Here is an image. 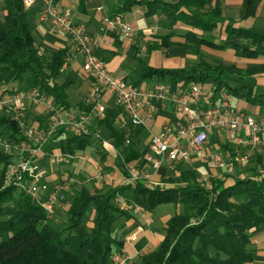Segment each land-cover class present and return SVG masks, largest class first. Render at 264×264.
<instances>
[{"label":"crops","instance_id":"1","mask_svg":"<svg viewBox=\"0 0 264 264\" xmlns=\"http://www.w3.org/2000/svg\"><path fill=\"white\" fill-rule=\"evenodd\" d=\"M161 1L175 4L179 0ZM119 4V0H62L55 2L54 6L59 12L69 11L76 22L85 25L88 34L94 39V55L103 62L106 70L112 76L124 77L127 82L144 92H152L156 84L164 88V94H166L164 98L151 97L143 101L144 109L140 111L142 125L133 126L122 114H119L113 123L114 130L122 133L126 143L131 142L140 154L139 160L129 164V170L138 169L141 175L140 180L152 188L173 187L174 185L169 183V180L178 178L181 172L186 171L194 172L197 182L203 175L208 176L210 182L225 180L227 176L224 172L214 167L210 161L203 160L200 153L194 155L189 164L175 166H172L169 159L164 156L161 159V167L157 171L152 170L145 163L144 157L150 153L148 144L153 135L159 134L165 125H170L176 130L184 125V115L176 111L173 101L182 94H187L191 84L173 80L168 76L164 78L157 76L145 78L144 76L147 68L190 69L196 68L200 61L206 62L211 67L233 66L241 72L261 67L264 65V56L250 57L243 53L244 50H253L250 41L244 39L226 41L225 29L229 26L264 36V0H255L251 4L247 0H211V4L203 10L182 9L185 14L189 15L190 13L210 12L216 7L219 12L215 18L216 26L210 33L195 29L181 21L170 29L161 12L147 17L145 16L146 8L142 6L133 7L128 12H120ZM39 8L40 2H36L26 12L32 37L40 54L47 60L52 53L58 50L66 48L68 51L66 60L60 69V75L55 79V84L64 86V90L60 94L68 104V108H61L71 117L87 114L86 109L90 106L94 107L96 103H100L105 111L115 109L111 92L105 91L99 93V96L94 95L95 78L91 73L82 70L83 59L72 53L67 37L61 33L52 32L48 22L38 21ZM117 14H121L132 27L134 32L132 40H125L116 30L106 28L105 19ZM3 16L4 13L1 12L0 38L3 37ZM170 32L173 33L169 40L172 45L169 48L161 47L160 37L166 36ZM188 33L213 44L214 47L204 44L199 47L192 46L191 40L186 41ZM143 46L144 51H142ZM262 46L264 47V44ZM211 76L216 78L217 74L212 72ZM220 80L226 82L230 88H242L244 92L250 90L254 97L264 96V72L254 75L223 74L220 76ZM197 84L203 86L211 94L209 102L216 104V96L219 92L216 85L212 83ZM7 87L15 96L24 95L19 105L23 110L25 120H29V125L43 128L50 117L48 106L55 104L52 98L40 94L44 101L35 104L25 97V93L30 90L24 89V85L11 83ZM223 90L231 95L227 89ZM231 103L237 110L251 115L257 121H264V105H252L244 98L233 95H231ZM197 107L199 110H205L207 105L198 103ZM191 108L194 107L191 106ZM104 115L98 117L93 114L90 124L83 132L73 131L69 128L58 130L42 146V155L36 163L44 171L45 180L49 185H67L64 193L67 201L61 208L56 209L51 218V222L55 221L57 225L64 221L69 198L74 197L82 187L80 186L79 190L75 192L73 190L75 187L71 188L72 184L79 183V185L85 184L84 186H86L87 183L101 189V181L108 180L107 190H116L125 186L123 185L125 177L115 168V164L123 158L121 148H114L109 137V130L99 123ZM75 136L81 137L68 147L67 141ZM240 136L246 142L248 141L246 130L241 131ZM181 144L185 146L186 142L182 141ZM207 148L211 155L220 156L223 160L228 161L250 147L248 143L238 145L228 140L224 133L213 131L209 134ZM258 156L264 158V134L260 136L258 152L250 163L245 168L236 167L235 175L229 178H243L247 175L263 173L264 160L259 163L256 159ZM124 198L127 200V205L132 202L130 192H126ZM154 211L145 213L138 208H134L132 211L128 209L127 212L132 215V218L121 223V227L118 229L117 238L123 242L122 253L130 259L129 264L157 249L163 239L167 221L173 215L180 213L181 207L173 206L172 209L162 210L159 215ZM92 215L93 213L89 221L87 218L83 219L82 227L88 229L92 227ZM250 239L249 248L254 253L255 260L249 264H264V224L250 232Z\"/></svg>","mask_w":264,"mask_h":264},{"label":"trees","instance_id":"2","mask_svg":"<svg viewBox=\"0 0 264 264\" xmlns=\"http://www.w3.org/2000/svg\"><path fill=\"white\" fill-rule=\"evenodd\" d=\"M62 0H55L59 2ZM81 1V0H80ZM119 11L128 12L133 7L146 8L145 16L161 12L172 28L181 21L195 29L210 33L216 26L218 10L185 14L182 9L203 10L211 0H179L175 4L161 0H119ZM251 4L255 0H247ZM3 37L0 38V85L11 83L24 85V89H36L39 94L52 98L58 107L68 108L60 94L64 86L55 84L67 57V49L51 54L46 60L39 52L32 37L30 22L21 0H3ZM226 41L244 39L250 41L253 50H242L247 56H264V36L254 32L226 27ZM170 32L161 38V47L172 45ZM192 46L213 44L188 33L186 41ZM187 48V46H184ZM236 50L240 51L237 47ZM217 74L214 78L211 73ZM264 72V65L241 72L235 67L218 65L211 67L200 61L196 68L156 69L147 68L145 78L166 76L185 84L212 83L218 90L227 89L234 97L244 98L252 105H264V96L254 97L250 90L230 88L220 80L223 74L254 75ZM93 109H86L89 113ZM121 111L115 107L105 111L99 121L110 132L115 149L121 148L123 156L115 168L128 177L129 164L140 159V154L124 135L114 130L113 123ZM13 135V142L21 139L15 120L0 117V134ZM82 136V135H81ZM81 136L67 141L68 147ZM261 163L264 158L258 156ZM7 157L0 155V187ZM212 180L209 187L197 182L194 172H181L169 180L173 187L151 188L141 180L134 185L103 190L95 185L82 186L69 198L64 221L54 227L45 211L16 188L0 189V264H110L115 253H122L123 242L117 238L121 223L132 215L120 210L116 196L132 194L134 208L145 213L162 205L180 206L181 212L166 223L164 236L157 249L139 258L140 264H249L255 260L250 250V232L264 224V172L246 177ZM232 180V181H231ZM67 201V200H66ZM91 210L92 227L85 228L83 218ZM82 231V232H80Z\"/></svg>","mask_w":264,"mask_h":264},{"label":"built area","instance_id":"3","mask_svg":"<svg viewBox=\"0 0 264 264\" xmlns=\"http://www.w3.org/2000/svg\"><path fill=\"white\" fill-rule=\"evenodd\" d=\"M25 10L32 8L40 2L38 21L48 22L52 32L65 35L70 49L76 56L83 59L82 70L91 73L95 78L94 95L102 92H111L115 106L121 114L127 117L133 126L142 125L140 111L144 109L143 101L147 98H164V88L156 84L152 92H144L124 77H114L105 68L93 53L94 39L88 34L84 24L76 22L69 11L59 12L55 0H21ZM3 0H0V13ZM106 28L116 30L125 40H132L134 32L121 14L105 19ZM144 46L142 51H144ZM25 95L35 104L43 102V97L36 89H31ZM211 94L200 84H191L187 94L174 99L176 111L184 115V125L175 129L165 125L159 134L150 138L149 154L144 161L149 167L157 171L161 167V159L166 156L172 166L189 164L192 157L200 153L203 160L210 161L214 167L222 170L225 176H234L235 168H245L253 156L258 152L260 136L264 134V121H257L251 115L237 110L231 103V96L225 90H219L216 104L209 102ZM23 96H15L7 86L0 85V110L14 119L20 129L21 139L13 142V135L0 134V155L7 157L0 189L16 188L26 195L32 202L40 206L50 219L56 209L61 208L65 202L66 184L49 185L45 180V173L36 161L42 155V146L54 136L58 130L69 128L73 131L83 132L90 124L93 114L103 117L105 108L96 103L93 111L79 117L69 116L57 105L48 106L50 117L43 128L25 122L21 103ZM198 103L207 105L205 110H199ZM194 107V108H191ZM248 132L246 142L241 131ZM224 133L226 138L238 145L249 144V149L236 155L228 161L220 156H213L208 151L207 144L211 132ZM186 145L182 146L181 142ZM141 179L139 170L132 168L123 185H134ZM199 183L209 187L210 178L203 175ZM152 188V186H149ZM115 204L120 210L127 211L128 206L121 196H116ZM130 259L124 253H115L110 264H129Z\"/></svg>","mask_w":264,"mask_h":264},{"label":"rangeland","instance_id":"4","mask_svg":"<svg viewBox=\"0 0 264 264\" xmlns=\"http://www.w3.org/2000/svg\"><path fill=\"white\" fill-rule=\"evenodd\" d=\"M62 79V78H61ZM25 94H28L27 92L25 93ZM231 96V95H230ZM5 115H7L3 110H0V117L1 116H5ZM80 116V115H79ZM78 115L77 116H75L76 118L77 117H79ZM24 118H25V115H24ZM26 119V118H25ZM26 121V120H25ZM26 123L27 124H29V120H27L26 121ZM102 183L100 184V187H101V189H103V190H107V188L109 187V184L107 183L108 182V180L106 181V180H104V181H101ZM85 184H81V185H79V183H76V184H72L71 185V188H73V187H75V188H73V190L75 191V192H77L78 190H79V187L80 186H84ZM86 186H88V187H90V185H88L87 183H86ZM66 201V200H65ZM125 201V203L127 204V200H124ZM65 203V202H64ZM127 206H129L128 207V209L129 210H133L134 209V207L132 206V205H127ZM173 208V205H162V206H160V207H158L155 211H154V213L155 214H157V215H159L161 212H162V210H165V209H172ZM91 214H92V211L91 210H87V212H86V214H85V216H84V220L87 218V221H89L90 220V217H91ZM52 225L54 226V227H57L56 225V222L54 221V222H52ZM140 258V257H139ZM139 258H137V259H135L131 264H140V261H139ZM131 262V261H130Z\"/></svg>","mask_w":264,"mask_h":264}]
</instances>
